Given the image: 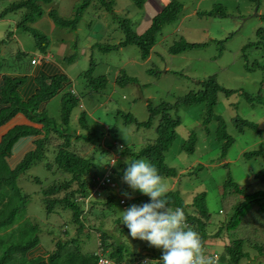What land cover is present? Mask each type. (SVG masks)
<instances>
[{"label": "trees", "instance_id": "trees-1", "mask_svg": "<svg viewBox=\"0 0 264 264\" xmlns=\"http://www.w3.org/2000/svg\"><path fill=\"white\" fill-rule=\"evenodd\" d=\"M2 1H9L10 4L1 13V19L7 18L6 16L11 13L22 11V17L15 22V28L34 38L36 51L44 60L52 52L53 42L49 36L33 27L44 16L48 15L55 26L77 30L85 11L94 4L101 10L105 9L114 19L116 18L112 0H79V5L72 11L74 15L71 19L62 17L55 9L47 12V7L51 6L53 0H0ZM132 1L137 8L143 9L147 0ZM248 1L260 8L262 0ZM182 8L178 2L171 1L153 19L150 28L142 35H138L133 26L124 21L121 25L124 34L122 41L114 46L107 44L101 50L111 51L116 48L137 46L144 60L150 58L157 44L158 35L165 26L178 19ZM210 15L213 16V13L205 14V16ZM260 19L263 26L257 31L258 40L255 44L247 45L245 49L254 46L257 50L264 51V14L260 16ZM11 34L13 32H10L7 38ZM198 46L200 45L181 39L169 51L171 54H179ZM73 59L71 57L65 61L71 63ZM53 64L55 66L47 64L42 69H34V72L20 70L22 71L20 74L4 77L0 98V264H98V255L84 254L79 240L83 233L92 232L99 236V249L102 250L103 255L117 264H143V260H147L146 264H148L149 261L160 259L163 254L143 255L142 252L131 251L128 245L110 237L103 229V223H99V227L87 225L88 216L94 214L99 207L115 215L114 206L119 199V192L125 193L132 190L123 180L127 167L121 165L123 162L121 159L123 160L125 156H130L133 160L141 158L149 160L157 167L162 180L178 178V170L166 163V154L180 139L177 128L182 125V121L177 112L183 106L200 108L198 121H201L208 138L212 134L215 135L214 141L215 146L219 148V160L226 159L228 151L236 140L228 132L224 117L217 114L215 109L221 94L229 97L233 92L221 86L216 77L212 76L201 83L199 90L187 93L175 104L164 102L153 107L148 100L149 119L146 122H139L131 114H124L126 124L145 128L154 127L156 137L150 144L138 149H135L134 145L130 146V143L121 148L118 147L117 142L113 144L115 146H111L109 150L112 151L118 147L117 154L121 158L112 168L111 174L119 183L120 189L119 191L105 189L102 193L96 194L94 192L98 184L96 178L106 173L109 163L97 168L93 158L83 157L72 150L76 146L74 144L79 141L93 145L95 133L90 131L85 113L81 114L78 123L88 134H78L77 131L73 134L69 133L71 115L74 108L79 105L81 97L73 88L74 82L70 80L67 72L54 62ZM256 65L260 67L258 63ZM260 68L264 70V67ZM95 69L96 63L91 60L90 68L80 75L85 79L83 90L89 96H93L94 93L100 95L109 84L106 76H94ZM130 83H136V80L127 77L126 74L117 80V84L123 87ZM261 84L264 87V80ZM262 91L253 96L245 93L247 102L264 106ZM58 96H61V124L49 114V104ZM18 115L24 117L27 123L22 124L17 121ZM233 122L236 123L235 128H239V133H243L248 128L261 136L264 134L257 124L248 120L235 117ZM57 125H60V130ZM112 131L115 133L114 129ZM192 133L188 134V139H181V144H178L180 153L194 155L197 152V136ZM114 138L119 140L115 135ZM28 146L30 149L25 151ZM21 150L24 151L23 158L12 164L11 159L18 156ZM49 150L53 151L55 156L52 164L48 163L46 167L56 175V179L46 186L41 185L42 183L37 180L41 186L39 194L42 196L49 216L60 214L61 211L69 214L65 224L58 228L60 235L50 234L52 230L46 232L51 235V244H54L52 248L41 241L42 228L39 223L21 216L25 212L30 196L24 194L18 186V180L22 175L31 170L34 165L47 160ZM51 152H49L50 155H52ZM257 158L264 159L263 149L243 154V159L247 161ZM201 166L204 168L203 164ZM196 170L202 169L197 167ZM187 174L192 177L196 173ZM220 187L222 201L231 199V209L229 215L222 222L215 223L216 225L208 208L206 192L194 193L192 201L187 202L179 189L171 190L167 192L169 206L173 210L183 209L187 225L201 237L204 254L212 256L210 249L222 243L224 244L221 253L222 264H242L244 260H251V254L246 250V246L256 249L261 258L264 255V167L255 174L251 184L241 185L229 178L217 189ZM135 194L138 197L141 196L140 200L142 199L144 203L150 202L148 196L144 195L142 198L143 194L138 191ZM125 201L127 202L126 199ZM220 213L224 214L223 211ZM117 222L119 223L120 220ZM212 226H216L214 231L211 230ZM124 229L128 230L126 226ZM72 230L75 231V237L72 236Z\"/></svg>", "mask_w": 264, "mask_h": 264}, {"label": "rangeland", "instance_id": "rangeland-1", "mask_svg": "<svg viewBox=\"0 0 264 264\" xmlns=\"http://www.w3.org/2000/svg\"><path fill=\"white\" fill-rule=\"evenodd\" d=\"M112 1L115 19L107 14L105 9L101 10L93 4L85 11L77 30L53 25L47 14L33 25L42 34L50 37L53 42L51 47L53 60L63 65L69 75L73 76V88L81 97L79 105L72 112L69 133L77 131L78 134H88L78 123L82 113L87 115L90 131L95 133L93 145L79 141L74 144L76 146L72 150L83 157L93 158L97 168H101L119 158L117 151L126 144L134 145L135 149L147 146L156 137L154 127L126 124L123 115L131 114L139 122H146L149 119L148 100L153 107L164 102L175 104L179 98L199 90L201 83L215 76L221 86L233 92L229 97L224 94L219 96L215 112L224 117L227 130L236 142L228 151L226 159L220 161L219 148L215 146L214 141L215 135L212 134L208 138L201 121H198L200 108L183 106L177 112L182 121V125L177 128L180 139L166 154V163L176 168L179 176L162 181L168 189L167 192L179 189L187 202L192 201L194 193L206 192L208 208L216 225L215 223L222 222L229 215L231 209V199L222 201L220 196L222 189L217 187L222 186L229 178L241 185L251 184L255 174L264 167L263 158L251 161L243 159L245 152L264 150V134L261 136L248 128L239 133V128H235L236 123L233 122L235 117L248 120L257 124L264 133V106L250 104L244 95L245 93L251 96L258 95L260 90H263L264 96V87L261 84L264 80V70L260 68L264 67V51L257 50L254 46L245 49L247 45L255 44L258 40L257 31L263 26L260 16L264 14V0L261 1L260 8L248 0H174L183 7L182 11L178 19L165 26L158 35L157 44L150 58L146 60L142 58L141 50L137 46L116 48L111 51L101 50L107 44L114 46L122 41L124 34L121 25L124 21L132 25L137 32V27L146 17L145 7L137 8L132 0ZM79 3V0H53L51 6L47 7V12L55 9L62 17L71 19L74 15L72 11ZM9 4V1L0 2V16ZM22 13V11L11 13L6 17L15 23L20 20ZM207 13H213V16H205ZM10 32L15 34H12L13 39L8 40L9 46L12 49L16 48L17 59L25 60L29 53L27 51L25 56L23 51L32 48L36 50L34 38L17 30L15 24L12 25ZM181 39L200 46L179 54H171L170 48ZM71 57L74 58L73 62L65 61ZM91 60L96 63L94 76H106L109 81L107 88L100 95H97L98 93H94L93 96L87 95L88 93L83 90L85 79L78 76L90 68ZM0 63L11 64L12 67L10 59L3 55H0ZM124 74L135 79L136 83L124 87L118 85L117 80ZM49 114L61 124V96L51 101ZM57 127L60 130V125ZM192 132L197 136V152L194 155L180 153L178 144H181V139H188V134ZM114 135L119 140H116ZM116 142L119 148L110 151V147L115 146L113 144ZM49 152L44 163L39 162L19 178L18 186L24 194L30 196L25 212L21 216L39 223L42 228L41 241L52 248L54 244H51L50 234L60 235L58 228L65 224L69 214L61 211L62 216L61 213L49 216L39 194L41 186L38 181L46 186L56 179V175L46 167L48 163L52 164L55 156L53 151L52 155ZM128 160L131 162L133 158L125 156L123 160L121 159L123 161L121 165L127 167ZM118 161L119 159H116L115 165ZM197 167L202 170L197 171ZM189 172L196 174L190 177L187 174ZM116 188L119 191V183ZM128 193L132 194V199H128L124 193H117L119 199L114 206L115 215L99 207L94 214L88 216L87 225L99 227V223H103V229L107 234L128 245L131 251L142 252L143 255L163 254L162 249L150 246L147 241L133 239L129 231L124 229L122 211L133 204L144 203L142 199L140 200L141 196L138 197L132 190ZM121 198L127 200L123 205L120 203ZM221 211L224 214L220 213ZM214 228L216 229V226H212L211 230L214 231ZM48 230L52 232L47 234ZM72 236H76L74 230ZM79 240L84 254L93 255L99 251L97 233H83ZM222 245L224 244L219 243L215 248L207 249L212 253L217 250L223 252ZM245 248L251 254V260H244L242 264H264V255L259 258L256 249L248 246Z\"/></svg>", "mask_w": 264, "mask_h": 264}, {"label": "clouds", "instance_id": "clouds-1", "mask_svg": "<svg viewBox=\"0 0 264 264\" xmlns=\"http://www.w3.org/2000/svg\"><path fill=\"white\" fill-rule=\"evenodd\" d=\"M126 163L124 182L133 193L138 191L148 196L150 202L133 204L122 211V223L133 239L147 241L150 246L163 250L160 259L148 264H213L202 251L199 233L187 225L183 209L173 210L169 206L168 189L157 167L143 158ZM124 195L133 198L131 193Z\"/></svg>", "mask_w": 264, "mask_h": 264}, {"label": "crops", "instance_id": "crops-1", "mask_svg": "<svg viewBox=\"0 0 264 264\" xmlns=\"http://www.w3.org/2000/svg\"><path fill=\"white\" fill-rule=\"evenodd\" d=\"M172 0H147L145 2V9H146V17L143 18L142 23L137 27V34L138 35H142L144 34L151 26L153 19L159 15L168 5L169 3H171ZM174 1V0H173ZM15 24L13 23V21L10 18H2L0 19V42H6L5 44H1L0 43V55H3L5 58L8 57L12 63V67L11 64H7V63H0V98H1V92L4 86V77L7 75H13V74H20L22 72L20 71H15L17 69L24 71H30V72H34V69H42L45 67V65L50 64L52 66H55L53 64V62L55 64H57L58 66H60L63 70H65L68 74V76L70 77V80L74 82L73 80V76H70L68 71L63 67V65L57 63L56 61L53 60L54 58V54L53 52L50 53V55L48 57H46V59L44 60V58L40 55H38L37 51L32 48L30 50H26L23 51L24 54L29 53V57L33 56L32 58H30L29 60L27 57L25 60H20L16 58V54L17 52H15L16 48L12 49L11 46H9V41L10 39L14 38V35L11 34V36L9 38H7V36H9L10 34V30L12 25ZM13 34H15L13 32ZM121 42V41H120ZM34 48H36V44H34ZM34 51V52H33ZM8 52V53H7ZM33 52V53H31ZM32 54V55H31ZM19 61V62H18ZM18 64H20L18 66ZM15 66V67H13ZM18 66V67H17ZM57 67V66H56ZM82 73H80L78 76H80ZM17 121L21 122L22 124L27 123V121H25V118L18 115L16 118ZM30 146H28L25 151L29 150ZM21 152V153H20ZM19 152L18 156H14L11 159V163L15 164L17 162L20 161L21 158H23L24 156V151L22 152V150ZM222 250H217L215 252V254H219L221 255Z\"/></svg>", "mask_w": 264, "mask_h": 264}, {"label": "built area", "instance_id": "built-area-1", "mask_svg": "<svg viewBox=\"0 0 264 264\" xmlns=\"http://www.w3.org/2000/svg\"><path fill=\"white\" fill-rule=\"evenodd\" d=\"M119 158H115V160H112L109 163V167L107 168L106 173L102 176V177H97V187L95 188L94 192L95 193H102L103 190L107 189V190H117V185L118 182L114 180V178L112 177V168L115 166L116 163V159L120 160V155L118 154ZM120 203L123 205L125 204V199L121 198ZM96 255H98L99 261L98 264H117L114 260L106 257L105 255H103L102 250L99 249V251L96 253ZM206 257H209L212 259L213 264H221V258L219 254H215V252L213 253L212 256H208L206 254H204ZM143 264L147 263V260H143L142 261Z\"/></svg>", "mask_w": 264, "mask_h": 264}, {"label": "water", "instance_id": "water-1", "mask_svg": "<svg viewBox=\"0 0 264 264\" xmlns=\"http://www.w3.org/2000/svg\"><path fill=\"white\" fill-rule=\"evenodd\" d=\"M256 11H257V9H256Z\"/></svg>", "mask_w": 264, "mask_h": 264}]
</instances>
